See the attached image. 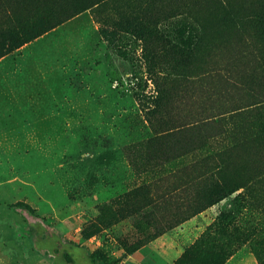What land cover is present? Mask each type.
I'll use <instances>...</instances> for the list:
<instances>
[{"label":"rangeland","instance_id":"obj_1","mask_svg":"<svg viewBox=\"0 0 264 264\" xmlns=\"http://www.w3.org/2000/svg\"><path fill=\"white\" fill-rule=\"evenodd\" d=\"M97 1L52 3L66 19L0 58V264H54L37 223L112 264H264V147L208 165L233 142L197 121L264 138V0Z\"/></svg>","mask_w":264,"mask_h":264},{"label":"trees","instance_id":"obj_2","mask_svg":"<svg viewBox=\"0 0 264 264\" xmlns=\"http://www.w3.org/2000/svg\"><path fill=\"white\" fill-rule=\"evenodd\" d=\"M99 1L100 0H98L97 3ZM163 1L164 0H152V3H162ZM56 2L66 3L69 2V0H0V58L40 37L66 19V15L58 11L56 6L52 5V3ZM79 10L82 11L85 10V8L82 7ZM189 40H191V38ZM198 45L199 41H196L192 51L189 50L186 52L185 45L182 42L179 45H173L172 51H174V54L179 60H185L192 57L193 50L195 46ZM178 77L180 81H184L185 79L184 76ZM218 115L219 114L205 116L197 121H200V127L206 130L212 128L214 129V134L224 136L230 143H233L230 147L223 148L217 153L214 152V155L205 157L204 160L208 165H214L218 161H222V164H225L223 159L225 158L228 161L234 149L240 146L254 145L257 147H264V138L262 134L259 133L260 127L256 121H253V125H247V121L239 117L241 120L240 126H235V124L232 126V120L238 117V114L233 113L228 118L223 119V117H219L216 119ZM194 122L184 124L187 125V127H185L186 130L191 131L197 129L198 126H196ZM182 126L183 125H179L166 129L164 130L166 134H162L164 132H156L155 138L162 139L161 137L163 135L164 137H175L181 133V130H185L184 127L181 128ZM170 130L173 131L168 132ZM253 172L255 178L253 182L250 181V185L256 183L262 186L261 190L262 193H264V186L262 184L264 183V166L259 167V169L254 168ZM232 181L233 182L222 181L220 186H218L219 191L225 194L227 190L233 191L241 187L240 185L234 184V182H236L235 180ZM11 206L20 207L29 214L38 217L35 209L27 203L17 202ZM35 227L38 234L40 236L44 235V237L37 238L34 242V247L38 251H46L52 255L54 264H112L100 252H91L85 245L64 239L55 230L45 235V229L41 224L37 223ZM246 230L253 232L256 236H260V238L254 242L256 247L259 248L264 244V231L258 232L255 229ZM243 238L246 241L249 237L243 236ZM39 240L41 243H39Z\"/></svg>","mask_w":264,"mask_h":264},{"label":"crops","instance_id":"obj_3","mask_svg":"<svg viewBox=\"0 0 264 264\" xmlns=\"http://www.w3.org/2000/svg\"><path fill=\"white\" fill-rule=\"evenodd\" d=\"M156 264L158 258L153 254H145L141 251H137L128 258V264Z\"/></svg>","mask_w":264,"mask_h":264}]
</instances>
